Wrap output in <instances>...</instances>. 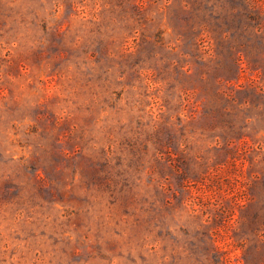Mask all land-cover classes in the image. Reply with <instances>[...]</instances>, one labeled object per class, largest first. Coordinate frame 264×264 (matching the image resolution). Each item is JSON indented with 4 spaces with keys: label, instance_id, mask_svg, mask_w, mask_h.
<instances>
[{
    "label": "rangeland",
    "instance_id": "374dc122",
    "mask_svg": "<svg viewBox=\"0 0 264 264\" xmlns=\"http://www.w3.org/2000/svg\"><path fill=\"white\" fill-rule=\"evenodd\" d=\"M0 264H264V0H0Z\"/></svg>",
    "mask_w": 264,
    "mask_h": 264
}]
</instances>
